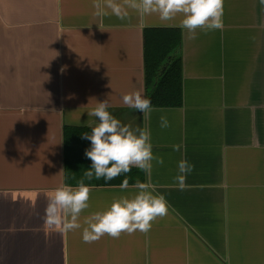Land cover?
<instances>
[{"label": "crops", "instance_id": "crops-1", "mask_svg": "<svg viewBox=\"0 0 264 264\" xmlns=\"http://www.w3.org/2000/svg\"><path fill=\"white\" fill-rule=\"evenodd\" d=\"M95 2L0 0V264H264V6L224 0L223 29L193 39L180 14L98 17ZM150 27L180 31L182 104L142 114L121 97L146 95ZM104 100L123 124L150 130L163 164L153 161L144 182L169 210L147 233L85 243L87 220L137 191L90 185L81 228L45 223L65 183L63 128L95 127L87 113ZM182 159L194 165L183 189Z\"/></svg>", "mask_w": 264, "mask_h": 264}, {"label": "clouds", "instance_id": "clouds-1", "mask_svg": "<svg viewBox=\"0 0 264 264\" xmlns=\"http://www.w3.org/2000/svg\"><path fill=\"white\" fill-rule=\"evenodd\" d=\"M259 2L264 6V0ZM94 8V15L98 17L111 14L120 20L129 16L128 9L135 10L141 16L157 14L162 22L173 21L180 14L182 19L178 26L193 39L198 30L214 31L224 27V0H124L123 4L117 0H103L102 3L101 0H96ZM121 99L124 105L142 114L153 111L150 98L139 91L123 94ZM109 108L108 100H104L87 113L98 121L91 134L82 135L83 139L90 141L91 146L85 150V156L91 160V167L85 171L84 178L76 187L62 183L54 190L44 216L45 223L51 228H58L62 232L81 228L79 217L89 208L91 192V186L85 184V180L103 178L108 182L130 172L133 167L150 176L153 161L163 164V159L153 154L150 130L133 129L123 124L112 115ZM160 126H170L166 116L160 117ZM173 149L179 150V145H173ZM193 167L186 159L178 162L181 175L176 180L181 189L184 188L186 176ZM128 187L125 179L120 188L124 190ZM134 187L137 191L131 198L121 197L114 200L106 211L96 212L87 220L88 226L82 233L85 243L97 241L106 234L119 238L122 233H147L153 221L167 215L168 202L163 195L156 193L155 184L137 181Z\"/></svg>", "mask_w": 264, "mask_h": 264}, {"label": "trees", "instance_id": "trees-1", "mask_svg": "<svg viewBox=\"0 0 264 264\" xmlns=\"http://www.w3.org/2000/svg\"><path fill=\"white\" fill-rule=\"evenodd\" d=\"M144 76L146 95L153 107H178L182 104V65L180 55L181 34L178 28L150 27L143 32ZM92 128L64 126L63 128V166L65 183L77 186L84 178L85 171L91 167V160L85 156L90 141L83 139ZM127 179L129 185L144 182L145 174L133 167L130 172L121 174L111 181L103 178L85 184L95 186L121 185Z\"/></svg>", "mask_w": 264, "mask_h": 264}]
</instances>
